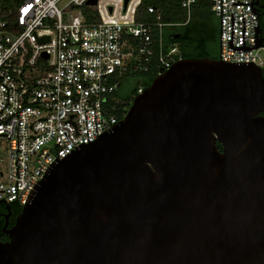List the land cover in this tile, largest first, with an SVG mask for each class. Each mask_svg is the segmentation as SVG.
Here are the masks:
<instances>
[{"label": "water", "instance_id": "water-1", "mask_svg": "<svg viewBox=\"0 0 264 264\" xmlns=\"http://www.w3.org/2000/svg\"><path fill=\"white\" fill-rule=\"evenodd\" d=\"M221 16L219 59L176 60L48 165L3 226L0 264H264V63L221 61ZM232 18V51L264 47L258 25L244 47L243 15L232 47Z\"/></svg>", "mask_w": 264, "mask_h": 264}, {"label": "built area", "instance_id": "built-area-1", "mask_svg": "<svg viewBox=\"0 0 264 264\" xmlns=\"http://www.w3.org/2000/svg\"><path fill=\"white\" fill-rule=\"evenodd\" d=\"M89 1L20 0L14 13L5 10L13 16L10 26L0 0V144L7 151L0 167V200L6 204L22 206L54 159L62 160L120 121L109 97L127 71H147L143 63L154 48L164 71L180 59H175L176 47L161 44L159 16L151 23L136 21L141 0H127L126 6L125 0H96L93 6ZM180 1L189 18L196 0ZM209 3L218 45L221 10V61L263 68L262 48L232 51L228 45L232 14V47L242 46V15L244 47H254L258 15L250 5H231L251 0H221V8L220 0ZM147 12L153 14V8ZM44 37L48 40L38 42ZM142 92L139 88L137 95Z\"/></svg>", "mask_w": 264, "mask_h": 264}, {"label": "trees", "instance_id": "trees-1", "mask_svg": "<svg viewBox=\"0 0 264 264\" xmlns=\"http://www.w3.org/2000/svg\"><path fill=\"white\" fill-rule=\"evenodd\" d=\"M19 1L3 0V18L10 26L13 25V16H7L5 10H12L14 13ZM259 1L264 3V0ZM147 8H153V14H149ZM87 10L86 8L85 11ZM156 16H159V22L164 24L161 32V44L163 48L169 46L177 48L178 54L175 59L178 57L180 59H216L212 54V46L218 42L217 20L210 10L209 0H196L191 8L189 18H187L186 11L181 7L180 0H141L135 15L136 21L151 23ZM158 56L159 49L154 48L150 60L143 63L147 67V71L129 70L120 78L119 86L109 97L108 102L117 119L121 120L124 117L137 95V90L139 88L146 89L152 80L164 71ZM216 146L219 150L221 149L218 143ZM8 206L11 208V218L7 222V228H10L20 213L21 206L17 203L8 204ZM3 210L4 208L0 205V211ZM4 217L0 219L1 242L7 241V236L3 232Z\"/></svg>", "mask_w": 264, "mask_h": 264}, {"label": "flooded vegetation", "instance_id": "flooded-vegetation-1", "mask_svg": "<svg viewBox=\"0 0 264 264\" xmlns=\"http://www.w3.org/2000/svg\"><path fill=\"white\" fill-rule=\"evenodd\" d=\"M256 1L258 4L255 6L254 9H255V11L258 15V19H259V21H258V26L260 28L259 37L262 40V44L264 45V3L260 2L259 0H256ZM262 50H263V56H264V47L262 48ZM0 205L4 208L3 211H0V219H2L3 216L7 217V218L4 217L5 223H7L8 220L11 218V208H10V206H8V204L3 203V202L0 203Z\"/></svg>", "mask_w": 264, "mask_h": 264}, {"label": "rangeland", "instance_id": "rangeland-1", "mask_svg": "<svg viewBox=\"0 0 264 264\" xmlns=\"http://www.w3.org/2000/svg\"><path fill=\"white\" fill-rule=\"evenodd\" d=\"M216 26L218 29V25L216 22ZM218 31V30H217ZM212 54L216 57V59L218 58V54H219V45L218 42H215V44L212 46ZM260 54L263 57V50H260ZM7 160V151H6V146L4 143L0 144V167L2 168V165L4 166V164H2L4 161Z\"/></svg>", "mask_w": 264, "mask_h": 264}]
</instances>
